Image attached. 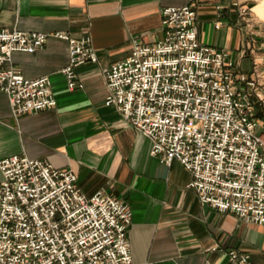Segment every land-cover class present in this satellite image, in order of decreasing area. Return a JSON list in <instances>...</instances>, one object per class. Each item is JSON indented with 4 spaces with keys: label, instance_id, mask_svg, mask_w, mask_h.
Instances as JSON below:
<instances>
[{
    "label": "built area",
    "instance_id": "obj_1",
    "mask_svg": "<svg viewBox=\"0 0 264 264\" xmlns=\"http://www.w3.org/2000/svg\"><path fill=\"white\" fill-rule=\"evenodd\" d=\"M252 1L232 3L247 26ZM161 17L162 39L133 40L130 54L105 70V105L150 139L152 156L185 167L202 204L264 225L260 58L247 75L227 50L203 44L191 2L165 6ZM52 35L68 42L63 73L71 90L84 87L78 68L99 62L89 38L0 29V92L16 117L57 105L48 76L27 78L11 66L15 52L35 53ZM0 170V264H134L127 201L103 189L87 196L73 169L25 154L0 158ZM228 255L234 264H256L237 249Z\"/></svg>",
    "mask_w": 264,
    "mask_h": 264
},
{
    "label": "crops",
    "instance_id": "obj_2",
    "mask_svg": "<svg viewBox=\"0 0 264 264\" xmlns=\"http://www.w3.org/2000/svg\"><path fill=\"white\" fill-rule=\"evenodd\" d=\"M233 1L0 0V29L89 38L99 57L98 63L78 68L84 87L71 90L63 73L69 62L67 41L52 35L35 53L13 54L11 66L27 78H50L57 105L16 117L7 94L0 92V158L25 154L45 159L73 169L87 196L103 189L127 201L133 212L128 236L134 264H234L230 249L264 264V225L202 204L189 187L192 176L185 167L152 156L150 139L114 106L105 105V70L130 54L133 40L163 38L165 6L191 2L203 44L227 50L237 71L247 75L258 55L264 74V0L250 3L251 26ZM258 118L264 138L261 108Z\"/></svg>",
    "mask_w": 264,
    "mask_h": 264
}]
</instances>
